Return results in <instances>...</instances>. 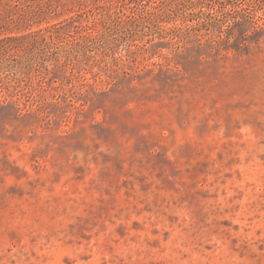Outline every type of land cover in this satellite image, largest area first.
<instances>
[{
	"label": "rangeland",
	"instance_id": "1",
	"mask_svg": "<svg viewBox=\"0 0 264 264\" xmlns=\"http://www.w3.org/2000/svg\"><path fill=\"white\" fill-rule=\"evenodd\" d=\"M48 2L0 30L56 35L0 59V264H264V0Z\"/></svg>",
	"mask_w": 264,
	"mask_h": 264
},
{
	"label": "trees",
	"instance_id": "2",
	"mask_svg": "<svg viewBox=\"0 0 264 264\" xmlns=\"http://www.w3.org/2000/svg\"><path fill=\"white\" fill-rule=\"evenodd\" d=\"M44 0H0V30H16L20 32L22 30H30L35 24H40L46 19L47 14L52 13L53 5L48 2L43 5ZM128 19L122 21L120 25H129L133 22L134 17L128 16ZM133 20V21H132ZM105 31V27H104ZM104 33L97 36H82L78 38V41L73 42L74 47L78 49H88L91 44L96 43L99 39H102ZM54 37H56L53 28H47L45 30H39L30 32L25 35L17 37H6L0 40V59H7V61L13 60L14 56H18L17 52L24 51L28 55H33L35 52H44L51 49V45L54 43ZM89 52V51H87ZM56 55L55 53L52 54ZM59 56L57 55V58ZM86 57H91L87 54ZM54 57H48L43 65L45 74L50 73L51 66H56L59 60ZM32 60V58H31ZM31 72L30 67H23L20 73L25 77H28ZM20 104L24 105V109L28 108L26 100L20 101Z\"/></svg>",
	"mask_w": 264,
	"mask_h": 264
}]
</instances>
